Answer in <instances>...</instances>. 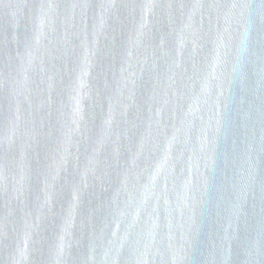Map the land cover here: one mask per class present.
I'll list each match as a JSON object with an SVG mask.
<instances>
[{
    "label": "water",
    "instance_id": "obj_1",
    "mask_svg": "<svg viewBox=\"0 0 264 264\" xmlns=\"http://www.w3.org/2000/svg\"><path fill=\"white\" fill-rule=\"evenodd\" d=\"M0 264H264V0H0Z\"/></svg>",
    "mask_w": 264,
    "mask_h": 264
}]
</instances>
